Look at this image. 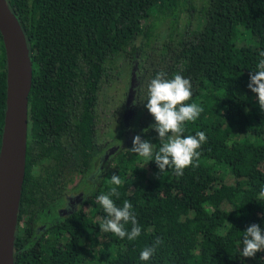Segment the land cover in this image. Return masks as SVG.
<instances>
[{"label": "trees", "instance_id": "1", "mask_svg": "<svg viewBox=\"0 0 264 264\" xmlns=\"http://www.w3.org/2000/svg\"><path fill=\"white\" fill-rule=\"evenodd\" d=\"M5 3L24 36L31 64L16 222L24 203L28 218L22 234L14 233L13 264H264V250L252 258L241 255L247 227L264 229V108L248 88L250 75L264 59V0H206L201 23L189 35L173 29L179 0ZM151 9L169 18L171 26L167 40L155 46L145 24ZM127 47L138 83L132 90L141 108L136 127L127 126L123 142L140 135L154 151L159 149L155 121L146 108L148 86L160 72L169 79L179 74L191 82L187 103L203 108L194 122H186L183 133H205L200 157L182 176L169 167L158 178L154 158L138 156L131 147L118 149L93 189L89 208L35 234L34 220L59 196L52 179L63 154V135L85 164L94 144L96 92L115 56ZM4 103L0 39V130ZM75 110L77 119L70 125ZM42 155L51 162L43 172L38 165ZM112 175L127 181L118 189L119 199H113L117 206L132 203L141 227L135 240L100 231L107 214L96 198L113 187ZM125 227L131 230V224ZM157 237L163 243L150 260L141 261L140 252Z\"/></svg>", "mask_w": 264, "mask_h": 264}, {"label": "clouds", "instance_id": "2", "mask_svg": "<svg viewBox=\"0 0 264 264\" xmlns=\"http://www.w3.org/2000/svg\"><path fill=\"white\" fill-rule=\"evenodd\" d=\"M264 57V51L260 53ZM248 88L253 92L260 108H264V59L259 61L257 71L250 75ZM192 97V86L189 79L176 74L171 79L163 72L158 73L148 86V100L146 108L154 118L153 130L158 134L160 147L154 151V145L137 135L133 138L130 152L144 157L149 161L154 158V163L159 169V176L169 167H172L176 176H182L184 169L193 165L200 157L199 149L206 142L204 132L184 136L186 122H194L203 111L196 103H187ZM98 169L96 175L101 174ZM109 183L113 185L109 192L97 196V201L107 214L100 231L112 233L120 239L127 237L135 240L141 234L133 205L125 200L122 206H117L113 197L119 199L118 189L127 181L119 175H112ZM79 207V206H78ZM131 224L129 231L125 225ZM163 241L157 237L152 246L145 247L140 252V260L148 261L154 255L157 247ZM243 257L252 258L256 253L264 250V229L257 224H252L243 232L242 238Z\"/></svg>", "mask_w": 264, "mask_h": 264}, {"label": "water", "instance_id": "3", "mask_svg": "<svg viewBox=\"0 0 264 264\" xmlns=\"http://www.w3.org/2000/svg\"><path fill=\"white\" fill-rule=\"evenodd\" d=\"M0 39L5 60V103L0 130V264L7 254L8 264H13L31 64L24 36L5 0H0ZM114 150L111 147L109 155Z\"/></svg>", "mask_w": 264, "mask_h": 264}, {"label": "flooded vegetation", "instance_id": "4", "mask_svg": "<svg viewBox=\"0 0 264 264\" xmlns=\"http://www.w3.org/2000/svg\"><path fill=\"white\" fill-rule=\"evenodd\" d=\"M106 83H108L107 77L96 92L92 119L94 144L92 146L91 155L86 158L87 160L85 164H83V160L73 152V142L67 139V134L63 135V146L61 145L63 154L58 161V165L55 167L52 179L55 190L58 191L59 196L57 195L58 197L54 201L50 202V204L48 203V208L40 213L36 220H34L33 232H35V234L45 232L46 228L51 226L52 223H55L58 218L89 208V198H93V189L97 187L99 179L102 178V175L108 169L107 165L110 163L109 158L113 155H109V149L114 147L115 152L120 142L123 141L122 135L127 130V126L130 125L133 129L137 125V120L139 118L138 113L140 112L139 108H141V106L138 107L135 101V92L132 90L131 97H124L118 106H116L114 110H111L114 123L116 124V133L114 134L115 141L104 139L103 130L108 122H105V117H107L105 111L99 109V94ZM69 119L71 125L73 120L77 119L76 110L70 115ZM118 120L121 121V125ZM120 129H122V134L119 132ZM50 164L51 162L48 156L42 155L40 157L38 165L40 169L42 168V172L44 168ZM31 168H33V170L38 169L34 166ZM98 169H102L99 176L96 175ZM35 216L36 214L32 217L35 218ZM27 218L28 216L25 215L24 203V211L21 213L15 225L16 233L22 234L25 230V221Z\"/></svg>", "mask_w": 264, "mask_h": 264}, {"label": "rangeland", "instance_id": "5", "mask_svg": "<svg viewBox=\"0 0 264 264\" xmlns=\"http://www.w3.org/2000/svg\"><path fill=\"white\" fill-rule=\"evenodd\" d=\"M180 11L176 17V26H173L174 31L179 32L182 29L187 35H189L191 29H197L202 19V6L206 0H179ZM183 22H188L187 26L182 27ZM145 24L150 27V39L151 46L159 45L161 42L167 40L169 32V18L162 17L155 12V9H151L150 15L145 20ZM139 39L136 40V44ZM147 47H144V50ZM129 49L127 47L125 51L118 53L114 58V65L111 67L108 73V83L102 87L99 94V109L105 111L107 117L105 122H108L104 126L103 137L109 141H115L114 134L116 133V124L112 116L111 110H114L116 106L124 99V97H131L132 89L137 85V77L134 75V66H131V59L129 56ZM127 91V93H126ZM132 141L120 142L117 150L126 151L132 147ZM111 162L107 165L109 168Z\"/></svg>", "mask_w": 264, "mask_h": 264}, {"label": "bare ground", "instance_id": "6", "mask_svg": "<svg viewBox=\"0 0 264 264\" xmlns=\"http://www.w3.org/2000/svg\"><path fill=\"white\" fill-rule=\"evenodd\" d=\"M10 90H9V94H10ZM9 255L7 254L6 256H5V258H3V260H2V264H8L9 262Z\"/></svg>", "mask_w": 264, "mask_h": 264}]
</instances>
